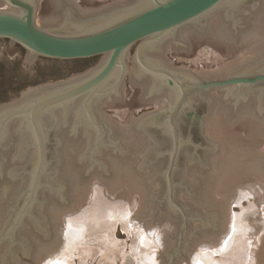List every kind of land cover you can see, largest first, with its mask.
<instances>
[{"label":"water","instance_id":"water-1","mask_svg":"<svg viewBox=\"0 0 264 264\" xmlns=\"http://www.w3.org/2000/svg\"><path fill=\"white\" fill-rule=\"evenodd\" d=\"M0 38L101 55L0 104V264H264V0H0Z\"/></svg>","mask_w":264,"mask_h":264},{"label":"rangeland","instance_id":"rangeland-1","mask_svg":"<svg viewBox=\"0 0 264 264\" xmlns=\"http://www.w3.org/2000/svg\"><path fill=\"white\" fill-rule=\"evenodd\" d=\"M25 49L7 38L0 39V104L15 100L27 86L63 80L99 62L98 56L56 59L36 56L23 64Z\"/></svg>","mask_w":264,"mask_h":264},{"label":"flooded vegetation","instance_id":"flooded-vegetation-1","mask_svg":"<svg viewBox=\"0 0 264 264\" xmlns=\"http://www.w3.org/2000/svg\"><path fill=\"white\" fill-rule=\"evenodd\" d=\"M1 39V38H0ZM3 39V38H2ZM14 43V42H13ZM14 44H16L17 46H19V47H21L20 45H18L17 43H14ZM95 56H98L100 59H99V61L101 60V55H95ZM90 57H93V56H90ZM84 58H87V57H84Z\"/></svg>","mask_w":264,"mask_h":264}]
</instances>
